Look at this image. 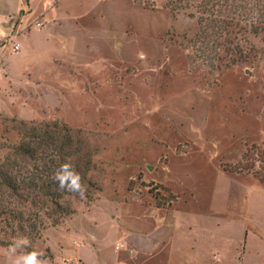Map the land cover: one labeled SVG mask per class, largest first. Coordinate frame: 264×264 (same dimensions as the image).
Wrapping results in <instances>:
<instances>
[{
	"label": "rangeland",
	"instance_id": "obj_1",
	"mask_svg": "<svg viewBox=\"0 0 264 264\" xmlns=\"http://www.w3.org/2000/svg\"><path fill=\"white\" fill-rule=\"evenodd\" d=\"M234 3L246 14L230 45L200 35L186 0H60L25 29L0 87V160L21 122H59L92 153L95 186L19 251L49 264H84L77 249L86 264H264V182L251 172L264 166V0ZM13 259L0 243V264Z\"/></svg>",
	"mask_w": 264,
	"mask_h": 264
},
{
	"label": "trees",
	"instance_id": "obj_2",
	"mask_svg": "<svg viewBox=\"0 0 264 264\" xmlns=\"http://www.w3.org/2000/svg\"><path fill=\"white\" fill-rule=\"evenodd\" d=\"M183 1L174 0L178 5ZM191 1L198 4V21L204 23L200 35L212 31L221 36L225 32L224 40L232 44L229 34L234 30L230 29L236 20L244 18L243 8L237 11L234 0H186L188 4ZM255 8L256 18H264V5L259 3ZM17 130L19 142L10 145V153L0 160V230L6 236L0 243L6 246L14 243L12 238H33L48 224L55 226L72 215V200L82 198L59 189L53 173L61 164L70 163L80 174L86 190L83 198H89L95 186L90 176L92 153L70 128L59 122H21ZM263 167L251 171L262 182Z\"/></svg>",
	"mask_w": 264,
	"mask_h": 264
},
{
	"label": "crops",
	"instance_id": "obj_3",
	"mask_svg": "<svg viewBox=\"0 0 264 264\" xmlns=\"http://www.w3.org/2000/svg\"><path fill=\"white\" fill-rule=\"evenodd\" d=\"M43 3L44 10H42ZM55 4L50 0H0V87L6 82L5 72L9 71L13 74L9 67V56L12 54L21 56L25 46L23 39L28 40L33 34L32 32L26 34L25 29L29 25L37 28V17L43 11L57 14ZM21 31L24 34H21ZM16 44H19L18 49H15ZM76 254L83 258L86 264L83 251L77 249ZM87 256L88 264H92V254Z\"/></svg>",
	"mask_w": 264,
	"mask_h": 264
},
{
	"label": "clouds",
	"instance_id": "obj_4",
	"mask_svg": "<svg viewBox=\"0 0 264 264\" xmlns=\"http://www.w3.org/2000/svg\"><path fill=\"white\" fill-rule=\"evenodd\" d=\"M53 179L57 182L61 191L78 194L81 198L85 196L86 190L82 184V178L70 163L61 164L53 173ZM30 245L31 241L27 237H21L14 241L11 245V252L14 255L12 264H49L41 251H19Z\"/></svg>",
	"mask_w": 264,
	"mask_h": 264
},
{
	"label": "built area",
	"instance_id": "obj_5",
	"mask_svg": "<svg viewBox=\"0 0 264 264\" xmlns=\"http://www.w3.org/2000/svg\"><path fill=\"white\" fill-rule=\"evenodd\" d=\"M51 2H53V3H57L58 1H60V0H50ZM36 26L39 28V27H42V23L41 22H37L36 23ZM19 48V44H16L15 45V49H18Z\"/></svg>",
	"mask_w": 264,
	"mask_h": 264
}]
</instances>
